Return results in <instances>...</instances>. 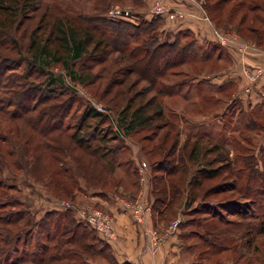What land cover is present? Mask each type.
<instances>
[{
	"label": "rangeland",
	"instance_id": "obj_1",
	"mask_svg": "<svg viewBox=\"0 0 264 264\" xmlns=\"http://www.w3.org/2000/svg\"><path fill=\"white\" fill-rule=\"evenodd\" d=\"M197 1L202 17L208 18L203 19L207 31L216 37V30L231 40L228 46L230 50L220 44V48H216L217 42L214 40L202 41L193 27L185 26L179 31L169 32L167 12L153 17L140 14L158 2L166 6L163 0H30L29 4L27 0H0V101L6 102L0 110V209L6 200L9 202V206L1 209L0 214L7 210L23 209L35 213L36 220L39 221L45 212H60L48 219L51 224L52 220L60 218L62 212L69 209L61 206V202L79 206L93 205L105 212L106 205L102 200L106 198L120 197L131 203L140 192L138 163L141 160L148 164V198L153 200L151 166L162 157H169L170 161L177 164L178 154H182L184 148L188 151L193 148L195 159L192 164L186 162L184 182H188L197 170L202 172L217 168L218 174L207 182V188L225 184V190L204 197L199 194L187 204H184L185 198L182 199L177 203L174 215L166 222L168 226L173 220L180 219L176 233L188 264H264V96H260L263 100L257 105L248 106L239 101V97L232 92L235 87L229 83L223 87L209 82L211 76L228 78L227 72L233 59L230 54L234 57L242 54V51L236 49L240 46L239 43H244L247 51L259 48L264 52V0ZM176 3L180 5L178 9H182L187 7L189 0H178ZM260 4L263 6L259 10L253 7ZM16 5L22 10L18 9L17 15H14L12 7ZM116 8L127 9L131 15L115 18L113 12ZM179 11L182 16L174 18L172 25L185 17L184 11ZM23 14H29L30 17L25 19ZM158 16L160 18L155 21L153 34H156L159 42L177 39L180 46L187 45V63L168 67L165 74L157 79L155 88L150 87L146 79H140L139 75H130L120 89L125 90L132 83L134 85L122 96L118 94L120 100L117 105L106 102L112 94H105L103 100L100 97H103L101 92L112 71L121 64L122 53L114 52L96 65H93L94 59L88 55L74 63L70 61L75 74H80L79 80H72L60 61H50L52 63L48 65V69L42 70L31 63L34 49H31L29 41L34 37L41 42L47 38L50 42L47 47L51 51L58 48L62 50L56 31L60 22L64 23L63 28H76L82 34L91 29L96 42L101 38L112 41V36L117 32L123 35L135 33L137 28L142 29L144 21ZM119 20L123 23H117ZM147 36V33H142L137 39L130 37L129 46L140 44ZM121 37L120 35L116 40L119 41ZM105 42L104 40L99 49H103ZM89 48L91 51L93 43ZM106 48L110 49L111 46ZM206 55L210 56V60L204 59ZM61 59L65 60V57L62 56ZM115 60L117 63L113 64ZM90 66V75H99L102 71L103 77L89 80L90 75L83 69ZM143 67L139 64V69ZM47 72H52L60 79L52 84L47 83ZM148 74L151 77L153 70L150 69ZM173 83L172 94L158 91L161 85ZM26 94L40 98L53 96L54 99L41 100L32 112L37 114L32 120L13 116L16 109L13 101H22ZM132 96H138L132 108L152 100L146 113L152 114L153 118L147 127L134 128L130 140H115L106 121L93 115V102L110 107L119 114L127 98ZM62 102H67L71 107L63 119V128H53L52 134L41 136L31 122L35 121L47 129V125L62 122L61 116H57L60 114L58 107L61 106L58 104ZM40 112L43 114H39ZM95 126L98 136L105 135L108 140V144L101 143L110 150L104 156L105 161H102L109 178L104 183L105 186L88 188L79 176L81 174L73 159L81 157V149L85 148L79 138H86ZM77 127L81 131L74 138L72 134ZM148 136L152 138L149 141L145 140ZM46 140L58 143L66 151L58 155L57 149H46ZM96 140L92 145L100 143L99 137ZM162 142V153L150 154L153 153L151 150L154 146ZM76 146L79 148L73 149ZM171 146L174 147L172 152L167 153ZM102 151L103 147L100 152ZM40 152L43 153L45 166L41 167L46 171L40 174L36 166L33 172L41 175L44 179L42 183L36 182L29 169L33 156ZM58 159L61 160L60 164ZM61 169L62 174H55ZM84 171L87 175L88 171L85 168ZM63 175L71 176L72 181L66 179L62 183L57 182ZM230 185L235 189H230ZM61 187L67 194L62 195ZM90 193L96 197L93 201L95 203L87 202V195ZM14 202L17 204H13ZM206 210L223 217L224 221L234 222L229 227L231 233L221 235L220 239L208 236V229L218 220L217 216H214V220L207 217L209 214L205 213ZM73 211L77 217L76 211ZM190 221L193 225H184ZM138 226L140 227L139 224ZM88 231L98 239L95 246H101L100 241H103L99 236L89 228ZM38 244H46L50 248L55 245L52 240L35 237L31 243H27L24 252L33 254ZM20 246H24L23 243ZM68 250L71 249L62 247L50 250L48 254L64 257L52 264H90L89 260L73 255ZM22 264L32 263L23 261Z\"/></svg>",
	"mask_w": 264,
	"mask_h": 264
},
{
	"label": "trees",
	"instance_id": "obj_2",
	"mask_svg": "<svg viewBox=\"0 0 264 264\" xmlns=\"http://www.w3.org/2000/svg\"><path fill=\"white\" fill-rule=\"evenodd\" d=\"M27 3H30V0H27ZM26 4V1H25ZM19 5V4H18ZM13 6L12 12L14 15H17V10L21 9L19 6ZM18 6V8H17ZM263 5H256L253 7H256V9H260L259 7ZM1 7H4L2 5ZM8 9H10L8 7ZM26 9V8H25ZM23 11H26V10ZM36 9V8H35ZM22 10V9H21ZM255 10V9H254ZM253 11V10H252ZM25 19H28L30 17L29 14H23L22 15ZM160 16L151 18L148 21L143 22L142 29L137 28L135 33H125L124 35L117 32L112 37L114 38L112 41H108V39L101 38L100 40H97L94 42V35L92 33V30L90 31L79 33L76 28H69L62 26L63 22H60L56 26V31H58L57 39L61 41V49L60 48L56 50H49L47 45L50 43L49 40L46 38L44 42L39 41L37 38L30 39L29 43L31 45V49H34V52H32V59L31 60L32 65L37 66L39 69H48V65L52 62L50 61H60L66 69V72L68 73L69 77L72 80L80 79V74H75L74 70L71 68V64L69 63L72 61L73 63L77 60L82 59L85 57V55H88L92 57L94 60H92L93 65H96L98 63H101L102 61H105V59L110 56L114 52L122 53L121 58V64L119 67L115 68V70L112 71L110 78L107 81L106 86L103 88L101 94H103V97H100L101 100L105 99V94H112L106 102H111L114 105H117L119 102L118 94L122 96V94H125V92L128 90H131L134 83L129 84V87H127L125 90H121L120 86L124 85L128 77L132 74H136L140 79H146L149 83L150 87L155 88L157 83V79L165 74V71L168 67H174L177 65H184L187 63V59L189 56L188 53V47L187 45L180 46L177 43V39L165 42H159L156 34H153L155 31L154 25L156 19H159ZM162 18V17H161ZM260 21V18L257 17ZM117 23H123L121 20H119ZM64 24V23H63ZM142 33H147V38H144L140 44H133L129 46V38H139V36ZM122 36L121 38H124V40H121L119 36ZM102 37V36H101ZM106 41L104 44L103 49H99L100 45L104 43V40ZM126 39L128 41L126 42ZM93 43V48H91L90 51V44ZM218 45V43H217ZM215 45L216 48H220V46ZM111 46L110 49H107L106 47ZM129 46V47H128ZM30 49V50H31ZM12 50V49H11ZM10 50V51H11ZM128 50V51H127ZM98 51V52H97ZM30 52V53H31ZM64 56L65 60H62L61 57ZM207 56V55H206ZM210 56L204 57L205 60H210L208 58ZM117 61L115 60L113 64H116ZM139 64H141L143 69H139ZM92 66L90 67H84L83 70H86V74L90 75L88 73L89 70H91ZM94 67V66H93ZM71 68V69H70ZM107 69V67H105ZM104 68V70H105ZM153 70L154 74L149 77L148 71ZM144 70L146 71L144 73ZM102 72V71H101ZM91 74L89 76V80H92L95 78H101L103 77L101 74ZM47 83H54L56 80L60 79L58 76H55L52 74V72H47ZM174 86L173 84H163L160 86L158 91L164 92V94H170L172 92V89ZM264 87V82H263ZM149 90V89H148ZM151 90V88H150ZM150 92V91H149ZM140 94V93H139ZM172 94V93H171ZM133 97V98H132ZM127 98L125 106L122 108L121 112L115 113V111L109 108L113 114H116L117 124L118 127L121 130L122 135L115 134L114 132V139L115 140H130L131 132L134 128H145L149 125L150 121L152 120L153 116L147 115L146 110L150 105H152V100H149L147 104H140L135 108H132V104L134 100L137 99L138 96H132ZM51 100L54 99L53 96H45L43 98L36 97L34 95L26 94V96L23 98L22 101H13L15 104V112L13 113V116H17L20 118H27L32 120L35 118L37 114H32L33 111L36 110L38 107V103L41 102V100ZM12 102H10V105H13ZM32 103V104H31ZM6 104V102L0 101V110H2L3 106ZM59 106V113L57 116H61L62 122L60 123H54L50 126L47 125V128H43L40 126V124H37L34 122H31L34 126V129L36 132H38L41 136L47 137V135H50L54 132V129L61 130L63 128V119L68 115L69 111L71 110V107L66 102L65 104L60 103ZM37 106V107H36ZM57 108L54 107L55 110ZM61 109V111H60ZM94 112V116L100 117L102 121H106L107 125L111 127V120L110 118L103 113H100L99 111L92 108ZM39 114H43L40 112ZM41 121V119H39ZM159 129L158 127H156ZM53 130V131H52ZM80 128H76L75 132L72 134L74 138L78 133L80 132ZM98 129L96 126L89 132V134L86 136V138H79V141L82 142L83 146H85L84 149H81L82 155L81 157H75L73 160L77 164V169L79 170L80 177L84 180L85 184L88 186V188H95L96 186H105L106 180L109 178L107 175V169L105 168V165L102 161H105L104 156L106 153L110 152L108 151V148L102 144L103 142L105 144H108V140L106 139V136H98L97 134ZM99 137V144L92 145L94 141H97L96 138ZM149 138H145V140H151L150 136ZM166 138V137H164ZM102 142V143H101ZM138 144H140L139 141H137ZM26 143V142H25ZM173 143V142H172ZM163 144L154 146V149L151 151L153 153L150 154H157L162 153L163 151ZM44 146L46 149H57V154L60 155L62 152H65L66 149H63L59 146V144H54L52 141L46 140L44 142ZM42 148V146H40ZM103 151L100 152V150ZM61 148V149H59ZM79 147L76 146L78 149ZM174 147H170L167 151V153L172 152ZM40 148L38 147V150ZM155 150V152L153 151ZM193 150V148H192ZM188 151L187 148H184L182 150V154H178L177 157V164L173 163L169 160V157H162L159 159L158 162L153 164L151 166V193L153 195V200L151 198V212H152V218L155 226L157 225H167V221L169 217L174 215L175 208L177 207V203L185 198V202L189 203L193 199L197 198L199 194L203 195H212L215 193H219L220 191H224L225 184H217L215 186H211L207 188V182L214 178L218 174V169H210V170H197L193 173L191 176V179L188 180V182H184V173L186 170V162H192L195 159L194 152L195 150ZM29 149L27 150V152ZM69 151V149H68ZM42 152L44 150L42 149ZM40 152L36 154L34 157V160L32 163H29V169L31 176L34 175L36 182L42 183L44 179L41 178V175H37V173L33 172V169L35 170V167L38 166V172L41 174L46 169L44 168V171L41 167V165L44 166L43 162V153ZM113 152V151H111ZM48 155H50L48 153ZM53 157V156H51ZM73 158V157H72ZM53 159V158H52ZM57 162L60 164L61 160L58 159ZM191 163V164H192ZM33 167V168H32ZM45 167V166H44ZM84 168L86 171H88V174H85ZM55 174L60 175L62 174V169L57 170ZM60 177V176H59ZM64 177V178H63ZM60 177V179L57 182L62 183L64 180H71V176H65ZM74 183V182H73ZM230 189H235L234 186L230 185ZM62 192V195L67 194L65 189L61 187L60 189ZM186 193L187 196L185 195ZM61 195V194H60ZM1 197V196H0ZM189 198V199H188ZM74 200V199H72ZM13 204H17L14 202ZM211 205V204H210ZM9 206V202L7 200L4 202L1 209H5ZM209 206V205H208ZM212 208V207H211ZM214 208V207H213ZM0 209V210H1ZM67 212H62L60 218L52 220L53 222L50 224L49 218L52 215L57 216L60 212L57 211H51V212H45L43 217L38 221L36 220L35 213H29L28 211H25L23 209L19 210H7L3 214H0V264H22L23 261H30L32 264H52L53 261H59L60 259H63L64 257L60 255H54V254H48L50 250L54 249H61L62 247H69L71 250H68L73 255L82 256L83 259L86 260H97V259H103L107 261L109 264H117L115 259L113 258V255L110 251V245L107 240L102 239L99 237L103 242L100 241V244H102L99 247L95 246V241L98 239L90 232L88 231V226L74 215V211L72 209H66ZM197 212V210H196ZM205 213L209 214L207 217H212L213 220L217 216L214 214V212H211L209 210H206ZM215 216V217H214ZM243 217V216H242ZM48 220V221H47ZM205 220H207L205 218ZM217 223L214 222L211 229H208L210 232L208 236H211V238H219L221 235H224L226 233H231V229L229 228L231 224L234 225V222L231 223L229 221H224L223 217L217 216ZM184 225H193V222H185ZM226 225V226H222ZM90 229V228H89ZM92 230V229H91ZM94 231V230H93ZM95 232V231H94ZM96 233V232H95ZM97 234V233H96ZM98 235V234H97ZM38 238L40 240L44 239L46 241L52 240L54 241V246L50 248V246L46 244H38L36 252H33V254H26L24 252L25 246L28 242H32L34 238ZM224 240V239H222ZM23 243L24 246H20V244ZM42 243V242H41Z\"/></svg>",
	"mask_w": 264,
	"mask_h": 264
},
{
	"label": "crops",
	"instance_id": "obj_3",
	"mask_svg": "<svg viewBox=\"0 0 264 264\" xmlns=\"http://www.w3.org/2000/svg\"><path fill=\"white\" fill-rule=\"evenodd\" d=\"M163 1L169 9H177V11L183 10V13L185 14V17L180 20L182 23L180 21H176V24L172 25L174 24V21H172L173 19L169 18V20H167V29L169 32L179 31L185 26H188L193 27L196 30V33L200 34L201 37L199 35L198 37L202 41L205 39L209 41H216V38L212 36L213 33L207 31V27L205 26V21L203 20L199 7V2L197 0H189V5L187 4V7L182 9H178V7H180V5H177L176 3L178 0ZM225 49L230 50L228 47H225ZM230 56L233 59L227 72V75H229L228 78H223L220 75V77L213 78L211 76L210 79H207H209V82L217 86H223L229 83L230 86L232 85L235 87V90L232 92L239 97L238 99L241 103L248 106L257 105L263 99L260 97L256 87H252L249 92H245L243 90L242 86L247 81L243 69L247 66L253 68L264 65V52L260 51L259 48H252L248 51L246 50V53L244 54H240L235 57L230 54ZM149 192L150 191L148 189L147 195H149ZM87 196V202H93L96 198L93 197V194L91 193ZM102 202L106 205L104 206L102 204L106 208L105 210L113 215L115 239L111 240L109 245L110 251L117 264H188L186 256H184L183 253V246L179 243L177 233L167 235L154 252H143L144 238L141 234L142 229L135 222L131 209L128 205H126L130 202L120 197H116L115 199H112L111 197L106 198L105 200H102ZM144 221L147 229H154L159 233H162L167 227V225L164 226L162 224L155 226L152 218V212L145 214ZM89 263L109 264L103 259L89 260Z\"/></svg>",
	"mask_w": 264,
	"mask_h": 264
},
{
	"label": "built area",
	"instance_id": "obj_4",
	"mask_svg": "<svg viewBox=\"0 0 264 264\" xmlns=\"http://www.w3.org/2000/svg\"><path fill=\"white\" fill-rule=\"evenodd\" d=\"M167 12L169 18L174 19L177 16H182L180 11L169 9L168 6H163L159 2L156 3L153 7L146 10L145 12H141L140 14H144L150 17L162 15ZM113 17L115 18H126L131 15V12L127 9L116 8L113 12ZM203 19L208 20L205 16ZM216 35V41L223 47H228L230 45L231 40H228L226 36L218 33L216 30L214 31ZM239 47L237 50L242 51V54L246 53V46L244 43H239ZM244 75L246 76V83L243 86V90L245 92H249L252 87H256L260 96H264V65L259 67H244L243 69ZM93 107L95 110L100 113L106 114L111 120V130L118 135H122L120 128L117 124V119L112 111L102 104H94ZM148 164L141 160L138 163V174H139V184H140V192L135 200L131 203H127L126 205L132 211L134 220L137 224L140 225L142 231L141 234L144 238V244L142 251L154 252L162 243L163 239L167 235H171L177 232L178 225L180 219L173 220L162 233L154 229H147L145 227V214L151 213V202L148 198ZM61 206L69 209H73L77 213V217L83 221L90 229L94 230L99 237L104 240L110 242L115 239L114 231H113V216L105 212L93 205H85L79 206L77 204H73L70 202H61Z\"/></svg>",
	"mask_w": 264,
	"mask_h": 264
}]
</instances>
